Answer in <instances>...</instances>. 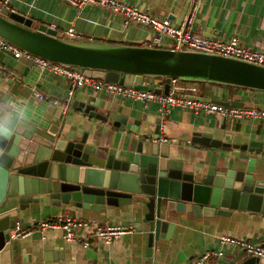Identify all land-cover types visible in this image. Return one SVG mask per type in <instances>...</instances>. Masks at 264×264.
Returning <instances> with one entry per match:
<instances>
[{
    "label": "water",
    "instance_id": "obj_1",
    "mask_svg": "<svg viewBox=\"0 0 264 264\" xmlns=\"http://www.w3.org/2000/svg\"><path fill=\"white\" fill-rule=\"evenodd\" d=\"M0 39L30 55L78 68L94 79L126 84L125 76L131 75L137 89H146L138 83L140 77H147L161 79L164 94L175 80L264 92V66L213 53L166 48L162 43L153 47L58 36L49 26L35 25L3 5ZM187 96L243 107L236 100ZM55 104H48L38 116L25 117L0 102V264H23L20 256V262H15V239L9 236L33 206L76 208L100 216L106 208L123 209L138 215L137 230L154 248L170 239L174 224L187 220L217 223L233 211L264 215V170H258L264 154L261 142L235 145L226 134L221 140L206 133L190 135L191 143L209 150L240 151L230 163L210 151L208 163L203 158L185 164L183 151L173 139L159 143L138 139L132 147L128 139L119 150L100 155L85 144L82 121H73L80 124L76 130H64L71 124L67 120L70 111L84 122L94 118L131 132L137 121L131 124L118 114L107 118V110H98L94 98L80 102L56 98ZM242 254L239 251L225 263L258 264L257 258Z\"/></svg>",
    "mask_w": 264,
    "mask_h": 264
},
{
    "label": "crops",
    "instance_id": "obj_2",
    "mask_svg": "<svg viewBox=\"0 0 264 264\" xmlns=\"http://www.w3.org/2000/svg\"><path fill=\"white\" fill-rule=\"evenodd\" d=\"M118 1L134 5L149 15L166 17L170 24H180L188 18L190 21L187 26L197 35L222 40L235 36L245 48L264 51V0ZM6 5L8 9L30 18L35 25H54L53 29L58 36H64L63 31L71 27L76 33L75 39L148 45L152 38V32L147 26L133 22L123 25L122 16L97 5L75 8L62 0H8ZM167 41L161 38L163 45ZM0 65V102L25 117L42 114L48 104L56 105V98H65L70 89L69 81L39 71L28 59H15L10 53L0 51ZM133 81V76H125L126 84ZM179 85L187 95L211 100H236L242 102L245 108L264 109V92L228 89L208 83ZM34 92L43 98L38 99ZM89 98L97 101L98 110H107L109 119L118 114L126 116L127 122L131 124L133 120L137 121V125H134L136 130L131 132L94 118L84 122V118L77 112L74 114L73 110L70 111L67 120L71 124H66L64 130L74 131L80 124L73 121H82V131L86 132L85 144L100 155H104L105 151L119 150L128 139L132 147L138 139L152 142L158 140L156 143H159L161 138L177 140L185 164H193L195 160L203 158L208 163L210 151L225 156V162L230 163L231 157L240 152L232 148L209 150L193 144L189 140L193 132L210 134L215 140H221L225 134L230 135L231 143L235 145L253 140L264 146V122L258 120L222 118L217 114L194 113L175 106L169 109L161 121L154 102L84 89L74 90L69 97L78 102ZM154 134L157 139L152 138ZM260 165L258 170H264V154ZM60 215L89 220L93 225L100 226L131 225L133 232L118 237L108 245L100 243L89 234V244L82 248L78 241H65L57 228L36 231L38 221ZM138 221V215L125 213L123 209L113 211L106 208L103 216H100L94 211L76 208H58L48 204L33 206L18 220L20 229L29 233L13 242L15 262H20V256L23 264H189L198 254L220 250L222 256L210 255L205 264H226L225 260L234 258L240 250L221 245L218 241L220 235L246 239L252 243L264 241V215L259 212L233 211L230 216L219 218L217 223L199 219L174 224L170 239L161 240L157 248L141 238L142 234L137 230ZM242 256L248 257V254L243 252ZM258 260V264H264L263 259Z\"/></svg>",
    "mask_w": 264,
    "mask_h": 264
},
{
    "label": "built area",
    "instance_id": "obj_3",
    "mask_svg": "<svg viewBox=\"0 0 264 264\" xmlns=\"http://www.w3.org/2000/svg\"><path fill=\"white\" fill-rule=\"evenodd\" d=\"M7 1L8 0H3L1 5L7 7ZM62 1L75 8H82L85 5H97L122 16L123 25L128 22H133L147 26L152 32V38L148 46H159L161 44V38L163 37L168 40V43L164 44L166 48H180L181 50L187 51L213 53L264 66V51L245 48L235 36H230L227 40H222L219 38L216 39L197 35L187 26V23L190 21L188 18H186L183 23L170 24L166 17L159 18L149 15L146 12L138 10L134 5H127L118 0ZM50 28L53 29L54 25H51ZM63 35L68 38L76 37L75 31L71 27L66 28L63 31ZM0 51L10 53L15 59H28L39 71L55 74L69 81L70 89L66 92V100H69V97L76 89L104 91L109 95L121 96L142 102L156 103L161 121H163L169 109L176 106L189 109L194 113L217 114L222 118L236 120L250 118L264 122V109L258 107L245 108L229 105L225 106L210 101L195 99L194 97H188L187 94L184 93L183 87L174 84V81H171L168 93L164 94L161 91L163 82L158 78H153L154 82L151 84L145 80L147 78L140 77L142 80H140L138 84L145 85L146 89H137L132 83L118 84L116 82L91 78L90 76H86L83 71L78 68L52 63L30 55L2 39H0ZM1 69L2 66L0 65V70ZM171 85H174L173 88L170 87ZM34 96L38 99L43 98L41 94L36 92H34ZM159 140L164 141L165 139L161 138ZM92 223L93 222L89 220L60 215L50 220L44 219L38 221L36 231L41 232L47 228H57L65 241H78L82 248L88 246L89 234L90 236H95L100 243L108 245L118 237L133 231L131 225L121 226L111 224L100 226L93 225ZM28 233V231L22 230L18 225H15L9 237L11 239H19L23 238ZM218 241L225 247L234 248L247 253L248 256L264 260V241L252 243L246 239L234 238L227 235H220ZM210 255L215 257L222 256V252L220 250L218 252L205 251L194 257L189 264H205Z\"/></svg>",
    "mask_w": 264,
    "mask_h": 264
},
{
    "label": "trees",
    "instance_id": "obj_4",
    "mask_svg": "<svg viewBox=\"0 0 264 264\" xmlns=\"http://www.w3.org/2000/svg\"><path fill=\"white\" fill-rule=\"evenodd\" d=\"M175 83L174 84H176V83H189V84H200L201 82H194V81H185V80H175L174 81ZM176 85H178V84H176ZM211 85H214V84H211ZM180 86V85H179ZM220 86V85H219ZM223 87H225V88H228V89H239V88H236V87H230V86H223Z\"/></svg>",
    "mask_w": 264,
    "mask_h": 264
},
{
    "label": "rangeland",
    "instance_id": "obj_5",
    "mask_svg": "<svg viewBox=\"0 0 264 264\" xmlns=\"http://www.w3.org/2000/svg\"><path fill=\"white\" fill-rule=\"evenodd\" d=\"M162 39H163V37H162ZM145 78H147V77H145ZM147 82H149V83H151V84H153V82H154V79L153 78H147V79H145ZM176 84H180V82L179 83H176Z\"/></svg>",
    "mask_w": 264,
    "mask_h": 264
}]
</instances>
